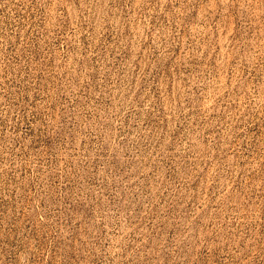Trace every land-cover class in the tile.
<instances>
[{
  "label": "rangeland",
  "instance_id": "rangeland-1",
  "mask_svg": "<svg viewBox=\"0 0 264 264\" xmlns=\"http://www.w3.org/2000/svg\"><path fill=\"white\" fill-rule=\"evenodd\" d=\"M0 264H264V0H0Z\"/></svg>",
  "mask_w": 264,
  "mask_h": 264
}]
</instances>
